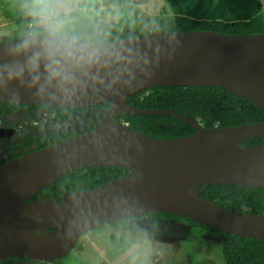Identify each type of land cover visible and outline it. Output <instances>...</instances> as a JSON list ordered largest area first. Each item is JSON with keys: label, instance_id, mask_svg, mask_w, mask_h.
<instances>
[{"label": "water", "instance_id": "obj_1", "mask_svg": "<svg viewBox=\"0 0 264 264\" xmlns=\"http://www.w3.org/2000/svg\"><path fill=\"white\" fill-rule=\"evenodd\" d=\"M153 40L159 55L152 75L140 76L129 87L90 89L70 102L37 98L23 88L17 98L12 94L16 84L0 90L2 102L64 108L109 103L93 129L0 164V259L23 256L49 262L70 252L82 234H64L73 199L99 217L84 232L111 220L114 203L126 199L143 214H177L232 234L264 239V213L230 210L187 190L213 183L264 187V142L237 144L247 137H264V121L204 127L169 109L136 108L125 102L135 91L156 85H219L264 110V32L159 30ZM124 113L172 115L187 121L195 132L155 138L118 122L116 115ZM12 131L1 128L0 136ZM85 165L129 171L92 188L65 192L57 200L29 199L66 171Z\"/></svg>", "mask_w": 264, "mask_h": 264}, {"label": "clouds", "instance_id": "obj_2", "mask_svg": "<svg viewBox=\"0 0 264 264\" xmlns=\"http://www.w3.org/2000/svg\"><path fill=\"white\" fill-rule=\"evenodd\" d=\"M161 7L163 0H0V90L16 84L17 98L23 88L70 102L151 76ZM111 216L97 232L107 264H161L170 254L156 238L158 225L139 222L138 206L117 200ZM98 219L73 199L64 234H81Z\"/></svg>", "mask_w": 264, "mask_h": 264}, {"label": "trees", "instance_id": "obj_3", "mask_svg": "<svg viewBox=\"0 0 264 264\" xmlns=\"http://www.w3.org/2000/svg\"><path fill=\"white\" fill-rule=\"evenodd\" d=\"M173 11L171 30H210L218 33L245 34L264 32L261 0H166ZM125 102L136 108H164L196 119L204 127H228L264 121V110L244 96L229 93L224 86H182L156 85L147 90H138L125 97ZM109 106L107 101L80 108L49 107L55 112V119L61 121L75 114L81 118L76 130L65 132L51 130L38 135L30 132L19 135L13 142L3 147L0 155L7 154L8 159L40 149L62 139L75 136L96 127L99 116ZM34 105L0 101V114L18 109H29ZM118 122H127L129 126L155 138L185 136L195 132L187 121L167 114H117ZM264 142V137H247L241 145ZM35 145L32 149L28 146ZM128 168L111 165H85L66 171L55 180L41 188L29 199L47 198L57 200L65 192L95 187L112 178L128 172ZM200 196L216 202L218 205L250 213H264V187L213 183L200 185ZM159 224L163 217L182 219L190 225L213 235L222 236L220 249L225 264H264V239L240 236L219 228L202 224L189 217L171 213L143 214ZM12 259H28L13 256ZM59 259V258H57ZM54 259L52 261H55ZM6 259H0V263ZM34 261V260H33ZM50 261V262H52Z\"/></svg>", "mask_w": 264, "mask_h": 264}, {"label": "rangeland", "instance_id": "obj_4", "mask_svg": "<svg viewBox=\"0 0 264 264\" xmlns=\"http://www.w3.org/2000/svg\"><path fill=\"white\" fill-rule=\"evenodd\" d=\"M261 2L264 21V0ZM172 19L173 11L170 3L163 0V7L158 10V29L171 30ZM11 120H15L21 130L30 125L37 130L52 127L63 131H72L77 128L73 117L59 123L54 122L51 118V111L47 109H39L33 115V119L22 113L12 117ZM237 144L240 142L238 141ZM187 190L193 195H200L201 187L192 186ZM139 222L147 227L158 225L156 238L167 246L170 252L161 264H225L220 249V242L223 238L220 235H213L190 225L185 220L173 219L168 216L163 217L159 224H154L148 215L142 216ZM104 224L83 232L74 248L55 261L38 262L23 258H8L0 264H107V260L102 255L105 251L104 238L97 235V232L103 229ZM110 258L111 254L108 253V259Z\"/></svg>", "mask_w": 264, "mask_h": 264}, {"label": "flooded vegetation", "instance_id": "obj_5", "mask_svg": "<svg viewBox=\"0 0 264 264\" xmlns=\"http://www.w3.org/2000/svg\"><path fill=\"white\" fill-rule=\"evenodd\" d=\"M28 105H34V106H37V107H32V108H29V109H18L16 111H13V112H9V113H1L0 114V129L1 128H10V129H13V131L8 134V135H4V136H0V152L2 151L3 147L7 144H10L11 142H13L16 138L19 137V135L21 134H24V133H27V132H30V134L32 135H38V134H41L43 132H48V131H51V130H59V129H56V128H47L45 130H37V128L33 127L32 125L28 126V127H25L23 130H21L20 128V125L15 122V120H11L12 117L14 116H17L18 114H26L28 117H30L31 119H33V115L39 110V109H47V110H50L51 111V118L54 122L56 123H59V122H62L64 120H66L67 118L69 117H73L76 121V124H77V128L79 126V123L81 121V118L75 114H71L69 116L64 117L63 120L59 121L57 119H55V112L52 108H49V107H54V106H50V105H40V104H28ZM56 107H59V106H56ZM86 107V106H85ZM64 108V107H63ZM80 108V107H79ZM108 109V108H107ZM106 109V110H107ZM106 110L101 114L100 111L97 109L95 110V115L96 116H99V120L100 118L102 117V115L106 112ZM116 118H117V115H116ZM98 120V121H99ZM76 128V129H77ZM75 129V130H76ZM60 131H63V130H60ZM73 131V130H72ZM65 132H71V131H65ZM83 133V132H82ZM80 134V133H79ZM78 135V134H77ZM50 145V144H49ZM47 146V145H46ZM33 147H35V145H31V146H28L27 148L28 149H32ZM45 147V146H44ZM34 150H37V149H34ZM34 150H30V151H34ZM28 151V152H30ZM27 153V152H26ZM24 154V153H23ZM22 155V154H21ZM20 156V155H18ZM17 157V156H15ZM14 158V157H13ZM12 159V158H10ZM8 159V155L7 154H2L0 155V164L4 163L5 161L7 160H10ZM11 258V257H9ZM4 259H8V258H4ZM35 261V260H34ZM50 262V261H49Z\"/></svg>", "mask_w": 264, "mask_h": 264}, {"label": "built area", "instance_id": "obj_6", "mask_svg": "<svg viewBox=\"0 0 264 264\" xmlns=\"http://www.w3.org/2000/svg\"><path fill=\"white\" fill-rule=\"evenodd\" d=\"M122 123H124V124H126V125H129L127 122H122Z\"/></svg>", "mask_w": 264, "mask_h": 264}]
</instances>
